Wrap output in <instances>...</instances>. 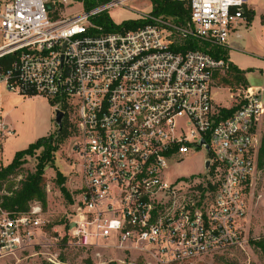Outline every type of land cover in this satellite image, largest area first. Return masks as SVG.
I'll return each instance as SVG.
<instances>
[{
    "label": "built area",
    "instance_id": "2783aa9c",
    "mask_svg": "<svg viewBox=\"0 0 264 264\" xmlns=\"http://www.w3.org/2000/svg\"><path fill=\"white\" fill-rule=\"evenodd\" d=\"M125 1L55 16L49 0H0V89L47 97L64 112L79 174L64 215L73 245L110 242L147 264H182L244 241L263 168L264 88L235 96L228 87L232 104L216 102L230 62L188 45L227 46L255 0H172L189 16L150 12L136 29L107 32L93 22ZM2 106L0 92V152L17 134ZM201 150L204 171L170 177L173 164ZM49 223L39 201L22 213L0 207V260L33 248Z\"/></svg>",
    "mask_w": 264,
    "mask_h": 264
},
{
    "label": "rangeland",
    "instance_id": "374dc122",
    "mask_svg": "<svg viewBox=\"0 0 264 264\" xmlns=\"http://www.w3.org/2000/svg\"><path fill=\"white\" fill-rule=\"evenodd\" d=\"M49 1L55 4V16H68L86 9L84 0ZM251 6L253 13L248 14L247 19L249 16L250 18L253 16L252 30H250L249 23L246 22L243 28L238 29L239 35L236 36L235 33L229 39L230 44L228 40L229 46H225V48L230 60L247 71L248 85L256 87L260 84L264 88V27L261 22V16L264 21V0L252 1ZM152 9L151 0H126L123 4L110 7L107 11L116 23H121L137 19L150 13ZM1 38L0 32V43ZM216 81L219 85L215 84L216 89L213 90V96L215 101L222 104L232 101V92L236 96L239 88L246 87L234 83L225 84L221 80V75ZM217 86L221 88H217ZM228 87L232 92L228 90ZM0 92L3 95L4 115L7 120L13 122V126L17 129L16 136L4 142L3 151L0 152L1 167L12 161L17 150L29 147L32 141H36L40 137L56 135L58 127L55 123V111L47 97L24 98L9 94L7 90L0 89ZM260 97L264 102V90ZM261 131L263 137L264 119ZM68 132L69 135L59 142L58 149L54 152V161L47 164L44 172L49 188V191L47 190V205L44 208L50 219L46 238L42 237L38 244L33 248H28L17 257L0 260V264H111L112 262L147 264L151 260L149 257L148 259L138 253L126 252L124 254L110 242L107 247L92 246L90 248L79 247L70 242L68 231L64 227V215L66 211H70L72 199L66 197L57 182L58 172H61L65 177L64 185L70 196L79 186V174L74 166V160L70 157L72 131L69 125ZM43 150L44 147H39L33 155L23 156L24 170L14 179L17 184L27 172L36 169L38 158ZM206 155L205 150L191 152L185 156L182 163L173 164L169 170L170 177L196 176L204 171L203 164ZM4 193H6L5 185L0 189V195ZM246 227V231L243 232V242H225L213 253L182 264H264L263 253L254 243L264 240V167L254 188L253 197H251V210Z\"/></svg>",
    "mask_w": 264,
    "mask_h": 264
},
{
    "label": "trees",
    "instance_id": "16d2710c",
    "mask_svg": "<svg viewBox=\"0 0 264 264\" xmlns=\"http://www.w3.org/2000/svg\"><path fill=\"white\" fill-rule=\"evenodd\" d=\"M85 10H90L94 7L105 4L110 0H84ZM153 4V9L151 13L153 15H166L174 16L178 20L183 21L189 16V9L186 7L185 3L182 1H172V0H151ZM249 12L248 14H251ZM247 14V16H248ZM252 17L248 18L251 21ZM93 22L97 25L104 27V31H116L120 29H136L148 23V20L137 18L126 20L121 23H116L107 10H103L100 14L92 18ZM189 47L191 48H203L209 51L216 58L228 59L227 50L222 46H212L208 50V44H200L198 41L190 42ZM11 59L8 56L3 59V62H7ZM246 70H243L233 63H230V67L226 72L225 76L221 75V80L223 83L231 85H244L248 86V81L246 78ZM51 105L53 101L50 100ZM235 107L229 110L232 113ZM57 132V131H56ZM69 135L68 123L65 119L63 122V128L60 132H57L54 136L40 137L36 141L29 144V147L16 151L12 161L6 166L0 167V189L5 185L6 193L0 195V207L3 210L9 211L11 213H22L29 210L31 203L34 201H39L44 207L47 205V179L44 174L47 164L54 161V152L58 149L59 142L65 139ZM39 147H44L42 154L38 158V164L34 171H29L26 173L25 177L21 178L18 182L14 179L18 175L22 174L24 170V160L22 159L24 155L35 153V150ZM260 167H264V136L262 138V144L260 148ZM65 177L61 172H58L57 182L61 186V190L66 195L67 198L71 199L67 188L64 185ZM17 184V185H16ZM258 246L264 256V240L254 242ZM111 264H117L112 262Z\"/></svg>",
    "mask_w": 264,
    "mask_h": 264
},
{
    "label": "crops",
    "instance_id": "0c3cea01",
    "mask_svg": "<svg viewBox=\"0 0 264 264\" xmlns=\"http://www.w3.org/2000/svg\"><path fill=\"white\" fill-rule=\"evenodd\" d=\"M252 13H253V10L251 11ZM249 13V12H248ZM247 13V14H248ZM247 14H246V19H245V21H242V22H240L234 29H233V31L231 32V34H230V37H229V39H231L232 37H233V35L236 33L237 35L236 36H238L239 34H238V29L240 28V27H242L243 28V26L246 24V22H248L249 23V25H250V30H252V27H251V22H252V19H251V21H249L248 19H247ZM262 17L263 16H261V22H262V27H264V21H263V19H262ZM252 18H253V16H252ZM233 40H234V38H233ZM232 40V41H233ZM229 44H230V40H229ZM229 44L227 45V46H229ZM228 61L230 62V63H233L231 60H230V58H229V56H228ZM234 64V63H233ZM236 65V64H235ZM236 66H238V65H236ZM239 67V66H238ZM239 68H241V67H239ZM241 69H243V68H241ZM243 70H245V69H243ZM246 78H247V72H246ZM247 81H248V79H247ZM219 85V84H218ZM224 86L226 87V85L224 84ZM258 86H262V85H260V84H258ZM257 86V87H258ZM217 88H221L220 86H217ZM214 89H216V88H214ZM12 95H14V96H20V95H17V94H12ZM23 97V96H22ZM35 97H39V96H35ZM24 98H33V97H24ZM217 102V101H216ZM20 103H22V102H20ZM51 104V103H50ZM224 105H231L232 104V101L231 102H229V103H223ZM12 122V121H11ZM12 124H13V122H12ZM47 135V134H46ZM32 142H34V141H32ZM31 142V143H32ZM24 149V148H23ZM21 150V149H20ZM18 151V150H17ZM16 153V152H15ZM9 164V163H8ZM5 165H7V164H5Z\"/></svg>",
    "mask_w": 264,
    "mask_h": 264
},
{
    "label": "water",
    "instance_id": "95a60500",
    "mask_svg": "<svg viewBox=\"0 0 264 264\" xmlns=\"http://www.w3.org/2000/svg\"><path fill=\"white\" fill-rule=\"evenodd\" d=\"M63 118H64V112L60 109H57L55 111V123L57 124V132H60L63 128ZM207 165H209V161L207 162Z\"/></svg>",
    "mask_w": 264,
    "mask_h": 264
}]
</instances>
